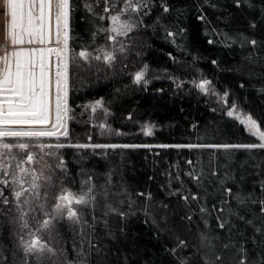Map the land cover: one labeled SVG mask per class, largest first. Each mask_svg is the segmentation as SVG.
Returning a JSON list of instances; mask_svg holds the SVG:
<instances>
[{
  "label": "trees",
  "instance_id": "16d2710c",
  "mask_svg": "<svg viewBox=\"0 0 264 264\" xmlns=\"http://www.w3.org/2000/svg\"><path fill=\"white\" fill-rule=\"evenodd\" d=\"M83 2L72 0L69 43L77 52L83 43L90 40L92 30L91 17L85 19L88 14L82 7ZM153 2L155 6L150 15L144 17L147 27L141 25L130 38H118L128 47L124 54L118 53L114 69H108L103 64L97 66L95 62L91 69L77 68L73 64L70 71L69 103L74 119L69 123L70 142L150 145L256 142L238 121L226 115V105L221 98L227 92L230 101L258 118V122H264V0H240L239 7L235 0H163L170 8L168 13H164L159 6L162 0ZM95 11L101 12L102 7ZM200 16L205 19H199ZM96 23H103L105 27L110 25L107 20ZM251 23H255L256 27H250ZM165 29L175 32V37L167 36ZM240 33L249 39H256L257 46L253 47L250 43L241 46ZM225 34L231 39H225ZM209 40L213 43H208ZM97 43H104L103 36L98 38ZM145 64L149 66L146 77L148 83L146 86L136 85L132 82V74ZM202 78L211 81L210 89L218 93V96L205 95L194 87L192 81L199 82ZM181 81L182 86L177 87ZM100 98H103L109 110L107 116L102 109L93 114L90 108L86 110L83 107ZM129 114L132 120L127 119ZM101 123L125 135H101ZM144 123L156 126L153 136L143 135L140 127ZM89 136L92 137L91 141ZM60 151L70 174L77 178L75 184L67 182L66 186L72 191L79 190L77 174L82 168L93 174L98 185L105 182V174L111 170L110 191L120 192L126 188L135 201L131 209L125 205L124 211L132 213L126 219L118 216L103 217L101 209L97 208L95 235L104 249L111 253L107 257L109 264H123L125 258L127 264H172V258L165 253L164 248L172 246L173 241L165 233L157 238L155 226L150 220L145 222L141 209L149 203V211L157 220L167 212L169 223L179 225L177 233L190 243L197 242L198 231L218 235L225 243L229 242L231 235L232 241L244 244L250 255L258 258L260 249L251 242V227L235 216L230 218L231 224L235 225L231 233L227 228L222 230L218 227L216 217L228 218L229 206L236 211L238 205L235 200L218 191L219 182L210 173L216 171L217 177L221 179L225 174L234 177L225 184L234 193L243 189L245 192L254 190L259 195L260 185L264 182V151L159 147L95 151L65 148ZM201 170L209 177L204 181L207 192L198 188L186 175L189 171L199 174ZM177 174L186 189H191L192 194L203 198L195 202L190 200L186 205L179 197L170 196L169 191L180 188ZM51 192L49 189L50 197ZM141 192H150L152 201H147L146 196H139ZM122 198L110 194L109 201L115 203ZM160 202L167 204L168 208H161ZM201 206L207 208V228L201 219ZM220 208L225 209L224 213L219 211ZM81 211L91 223L88 211ZM240 212L244 214L243 209ZM188 214L192 215L190 223L186 219L181 220V217ZM104 219L108 220L109 228L115 234L114 239L108 235L109 229L104 226ZM78 231L77 228L74 232L72 226L64 222L58 226L56 239L49 242L58 248L67 247L71 257L74 255L73 244L79 246ZM86 231L91 232V229ZM0 241V249L8 254L9 264H21L18 252L16 260L12 259L10 253L15 249L12 248L6 227L3 228ZM190 251L188 249L184 254ZM92 258L95 260V256ZM43 264L50 262L45 259Z\"/></svg>",
  "mask_w": 264,
  "mask_h": 264
},
{
  "label": "snow or ice",
  "instance_id": "6c2138e0",
  "mask_svg": "<svg viewBox=\"0 0 264 264\" xmlns=\"http://www.w3.org/2000/svg\"><path fill=\"white\" fill-rule=\"evenodd\" d=\"M236 6H240V0H235ZM122 4V6H120ZM153 0H84L82 7L90 19L92 30L90 40L80 46L77 52L70 47V20L73 11L72 0H0V15L5 17L4 36L5 44L0 54V236L3 228L8 229V237L12 242L11 252L13 260L20 254L21 264H43L47 259L50 264H109L108 255L104 247L99 243L95 235L97 208L102 211L103 217L118 216L126 219L130 211H124L125 205L129 209L135 201L126 188L120 192H111L112 175L110 170L105 174L106 180L97 184L92 173L83 168L77 174L79 176V190L72 191L67 182H77V178L70 174L67 163L60 150L73 149H129V148H176V149H243L249 152L253 150L264 151V127L252 114L243 112L233 102L228 106L226 115L238 121L247 133L254 137L256 142L237 144H128V143H71L69 123L74 119L73 109L70 106V71L73 64L77 68L91 69L93 62L97 66L103 64L108 69H114L118 59V53L124 54L127 45L119 37L130 38L131 34L145 25L144 17L150 15L154 7ZM164 13L170 11L167 3L159 5ZM96 12V8H101ZM107 14V15H105ZM264 14V11H262ZM199 19L204 20L203 16ZM110 21L105 27L103 23L96 21ZM159 18L157 19V23ZM255 28L256 24L251 23ZM167 36L175 37L176 33L167 31ZM241 46L250 43L257 46L256 39H249L244 34H238ZM103 36L104 43L98 44L97 40ZM225 39H231L225 34ZM208 43H213L209 40ZM119 45V47H117ZM75 52V55L73 53ZM216 63L215 60L212 61ZM99 70V67H97ZM149 66L132 74V82L136 85H147ZM175 82V80H174ZM194 87L205 95L218 93L210 89L211 81L202 78L199 82L192 81ZM183 81L177 84L181 87ZM228 93L223 95L224 104H228ZM91 109L94 114L102 109L104 115H109V110L104 105L103 98L83 106ZM132 120L131 114L127 116ZM155 125L144 123L140 130L144 136H153ZM101 135L105 133L116 136L125 135L124 132L114 130L110 125H99ZM91 141L92 137H88ZM17 153L23 154L21 157ZM55 161V163H51ZM189 164L192 161H188ZM37 165H40L37 168ZM188 175L198 188L207 192L204 181L209 177L203 170L199 174L189 171ZM210 176L219 182L222 194L235 200L238 208L233 211L228 208V218L217 216L218 227L231 233L230 218L235 216L238 220L252 228L251 242L260 251L258 258H253L244 244L232 241L225 243L218 235H209L206 231H198L197 242L190 243L181 238L177 233L179 225H171L167 212L157 220L149 209L151 204L142 206L145 222L151 221L155 226L157 238L162 233L168 234L173 241L172 246H165L164 251L172 258V264H264V182L260 185L259 195L253 190L245 192L243 189L233 192L231 187H226V181L234 177L225 174L221 179L216 171ZM180 188L169 191L170 196H177L186 205L189 201H198L203 198L192 194L191 189L184 187L179 174L176 177ZM171 186V183L170 185ZM49 189L52 190L51 197ZM123 197L115 203L109 201V196ZM139 196H146L147 201H152V194L141 192ZM228 204L229 201H223ZM160 207L167 209L168 205L160 202ZM86 209L91 215L92 222L84 218ZM243 209L244 214L240 210ZM221 213L225 209L220 208ZM201 219L208 226L205 216L207 208L200 207ZM251 216V218H248ZM189 223L192 215L181 217ZM259 221V223H257ZM67 222L73 228H78L80 236L79 246H72V255L67 247H56L50 243L58 234V226ZM108 228V235L115 238V234L109 228L108 220H103ZM91 229V232L86 231ZM121 232L123 229H120ZM190 230V229H189ZM243 235V233H240ZM47 236V239H45ZM260 237V239H257ZM2 243V241H0ZM191 249L189 254L184 252ZM95 256V260H93ZM0 264H9V256L0 249ZM123 264H127L125 258Z\"/></svg>",
  "mask_w": 264,
  "mask_h": 264
},
{
  "label": "bare ground",
  "instance_id": "6f19581e",
  "mask_svg": "<svg viewBox=\"0 0 264 264\" xmlns=\"http://www.w3.org/2000/svg\"><path fill=\"white\" fill-rule=\"evenodd\" d=\"M4 24H5V17L3 15H0V50H2V47L5 44ZM0 54H2V51H0Z\"/></svg>",
  "mask_w": 264,
  "mask_h": 264
},
{
  "label": "rangeland",
  "instance_id": "374dc122",
  "mask_svg": "<svg viewBox=\"0 0 264 264\" xmlns=\"http://www.w3.org/2000/svg\"><path fill=\"white\" fill-rule=\"evenodd\" d=\"M222 98H223V96H222ZM221 98V99H222ZM223 100V99H222ZM233 102L232 101H230V99L228 98V104L226 105V110H227V108H228V106H230L231 104H232ZM243 112H246L245 110H243L241 107H239ZM246 113H248V112H246ZM250 114V113H249Z\"/></svg>",
  "mask_w": 264,
  "mask_h": 264
}]
</instances>
